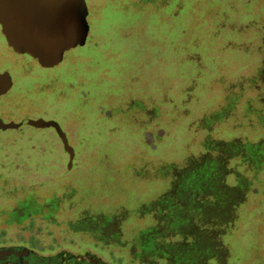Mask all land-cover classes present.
<instances>
[{
	"label": "rangeland",
	"instance_id": "rangeland-1",
	"mask_svg": "<svg viewBox=\"0 0 264 264\" xmlns=\"http://www.w3.org/2000/svg\"><path fill=\"white\" fill-rule=\"evenodd\" d=\"M5 71L0 246L264 264V0H82Z\"/></svg>",
	"mask_w": 264,
	"mask_h": 264
},
{
	"label": "water",
	"instance_id": "water-1",
	"mask_svg": "<svg viewBox=\"0 0 264 264\" xmlns=\"http://www.w3.org/2000/svg\"><path fill=\"white\" fill-rule=\"evenodd\" d=\"M82 0H0V26L4 35L10 34L19 26H26L36 37L47 36L56 22L71 7L77 6ZM14 86L10 72H0V101ZM32 126L54 127L62 137L67 149L71 150L69 169L73 167L75 154L69 146L68 139L55 121L44 119L25 121ZM2 128H18L21 124L6 123L0 118Z\"/></svg>",
	"mask_w": 264,
	"mask_h": 264
},
{
	"label": "flooded vegetation",
	"instance_id": "flooded-vegetation-1",
	"mask_svg": "<svg viewBox=\"0 0 264 264\" xmlns=\"http://www.w3.org/2000/svg\"><path fill=\"white\" fill-rule=\"evenodd\" d=\"M53 251V250H51ZM54 252V251H53ZM0 264H110L89 251L73 253L59 250L45 254L36 247L27 245L0 246Z\"/></svg>",
	"mask_w": 264,
	"mask_h": 264
},
{
	"label": "trees",
	"instance_id": "trees-1",
	"mask_svg": "<svg viewBox=\"0 0 264 264\" xmlns=\"http://www.w3.org/2000/svg\"><path fill=\"white\" fill-rule=\"evenodd\" d=\"M110 22H116L119 17L117 15L111 14L108 16Z\"/></svg>",
	"mask_w": 264,
	"mask_h": 264
}]
</instances>
